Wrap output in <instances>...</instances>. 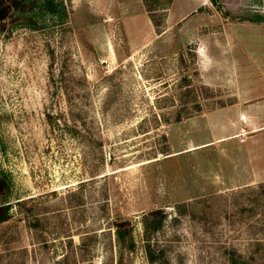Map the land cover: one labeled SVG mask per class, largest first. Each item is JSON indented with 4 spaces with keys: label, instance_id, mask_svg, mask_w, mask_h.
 <instances>
[{
    "label": "rangeland",
    "instance_id": "obj_1",
    "mask_svg": "<svg viewBox=\"0 0 264 264\" xmlns=\"http://www.w3.org/2000/svg\"><path fill=\"white\" fill-rule=\"evenodd\" d=\"M0 6V264H264V162L237 186L236 139L168 157L220 134L178 115L264 122V0Z\"/></svg>",
    "mask_w": 264,
    "mask_h": 264
},
{
    "label": "crops",
    "instance_id": "obj_2",
    "mask_svg": "<svg viewBox=\"0 0 264 264\" xmlns=\"http://www.w3.org/2000/svg\"><path fill=\"white\" fill-rule=\"evenodd\" d=\"M252 94H250L249 92L247 95L251 96ZM259 103L261 104L262 102L260 101ZM257 105L259 104L257 103ZM257 105L255 104L253 106H250V109H248V107L242 106L240 99L237 98V102L233 103L231 106L218 108L213 111L188 117L183 121L174 123L171 128L181 123L193 122L200 118H205L208 119L209 122L212 121L213 124H217L220 129V134L212 138L211 141L208 140L199 144L189 143L185 147H182L178 150L175 148V143L171 138V131L169 130L168 136L170 141L171 153L168 157L170 158L172 155H175L179 151L194 149L210 142L220 144L219 149L220 151L222 150L225 154L227 152V148L224 143L233 138L237 140L240 152L238 153L237 157H228L229 163L232 165V168H234V170L232 172L228 171L227 178L223 179H226L225 181H228L229 184H235L237 186L250 184L256 175V164H258L260 161L264 162V122H261L262 117L257 114V110L260 111L262 108H259V106ZM243 110L247 112L245 113L243 112ZM257 123L261 124L257 129L253 130V135L245 137L243 138V140H241L239 137L237 138L236 136H234L236 132L240 131V127L243 124L252 127L257 125ZM249 140L252 141L250 144H248ZM260 145L261 150L259 151L258 147H260ZM214 180L215 181H212L209 184L214 186L219 184L220 181H218V179Z\"/></svg>",
    "mask_w": 264,
    "mask_h": 264
},
{
    "label": "trees",
    "instance_id": "obj_3",
    "mask_svg": "<svg viewBox=\"0 0 264 264\" xmlns=\"http://www.w3.org/2000/svg\"><path fill=\"white\" fill-rule=\"evenodd\" d=\"M8 8H9L8 6H0V21L5 19L6 15H7V12H8ZM192 115H193L192 113H189V114L184 115V116L178 115L177 117L174 118L173 121H180L183 118H187V117H190ZM164 121L169 122V120L166 119V118L164 119Z\"/></svg>",
    "mask_w": 264,
    "mask_h": 264
},
{
    "label": "built area",
    "instance_id": "obj_4",
    "mask_svg": "<svg viewBox=\"0 0 264 264\" xmlns=\"http://www.w3.org/2000/svg\"><path fill=\"white\" fill-rule=\"evenodd\" d=\"M242 140V139H241Z\"/></svg>",
    "mask_w": 264,
    "mask_h": 264
}]
</instances>
